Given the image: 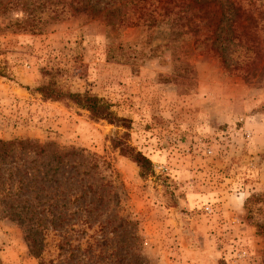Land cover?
<instances>
[{"label":"rangeland","instance_id":"rangeland-1","mask_svg":"<svg viewBox=\"0 0 264 264\" xmlns=\"http://www.w3.org/2000/svg\"><path fill=\"white\" fill-rule=\"evenodd\" d=\"M99 1L93 16L74 0H0V146L32 143L0 148V264H264V82L164 15L187 0ZM239 1L264 50V0ZM140 10L153 18L134 26ZM46 85L96 97L110 117L46 98Z\"/></svg>","mask_w":264,"mask_h":264},{"label":"trees","instance_id":"trees-1","mask_svg":"<svg viewBox=\"0 0 264 264\" xmlns=\"http://www.w3.org/2000/svg\"><path fill=\"white\" fill-rule=\"evenodd\" d=\"M147 1L149 0H140V2L143 3ZM74 2L77 6H79V8L74 10V12H84L93 16L101 13V8L98 5L100 3L99 0H74ZM187 2L190 4L189 8H183V10L179 12H175L173 8H169L170 10L165 12L164 15L171 18L173 17L172 15H174L177 22L181 21L182 27L188 28L187 31H184L183 29L181 31H183L185 35H189L191 33L192 38L196 39V43H203L206 41L207 43L212 42V50L217 54L218 58L226 69L238 72L246 82L254 80H256V82H264V64L260 68L258 63H256V60L261 57L264 50L259 46V44L250 46L248 44L249 42L246 40L247 36L256 35L253 34L252 30L258 26V21L255 19L254 15L250 11H247V9L244 8L243 4L239 0H227L230 9L227 8L225 11H221V14L211 8L210 0H187ZM63 6L64 7L61 10V14L68 13L65 10L66 6ZM69 6L72 7L71 5ZM35 8L36 6L30 4V6L28 5L26 8L22 9L23 13L29 11L28 20H26L23 25H27L26 22L29 23V20L36 19L37 14L35 13H37V10H35ZM10 9L12 10L13 8ZM57 10L54 11V18L59 17V11ZM230 12L231 15H229ZM103 15L105 16L106 14ZM233 16L235 17V21H237V27H234L233 25V28L232 24H230L229 27L228 25L226 26L224 24L226 21H231V23H233ZM110 17L113 19L115 16L114 14H111ZM150 17L153 18L151 14L146 13L144 10H140V12L134 16V26L139 25L141 22H147L148 18ZM241 20L248 22V25L244 26L239 24ZM153 23L155 24V22ZM159 23L161 22H158V24ZM24 30H26L25 27ZM231 30L233 31V36H229ZM29 31L32 33H41L43 30H41V28H39V30L37 28L36 30L34 26H31ZM239 50L242 51L244 56L248 54V51H251L253 54H255V59L253 62L250 63L246 57H243L241 60H239V58H233V54L237 53ZM38 91L41 92L46 98L57 100L69 98L73 101L75 100L78 105L91 111L93 116L97 119H108L110 117V114L107 111V106L102 104L101 101L96 97L87 95L74 96L70 93L63 92V90L58 87L51 85L40 87L38 88ZM31 145L32 143L30 142H13L10 144L1 143L0 148H2L4 151L2 153L8 155L13 151L14 147L25 150ZM44 151L45 147L39 146L38 152L41 153ZM130 157L138 164L143 174L147 175L151 173L153 164L150 159H148L142 153H134ZM4 161L5 160H3V162ZM60 163L62 164L63 162ZM9 193H11L12 196L15 191L11 189Z\"/></svg>","mask_w":264,"mask_h":264}]
</instances>
